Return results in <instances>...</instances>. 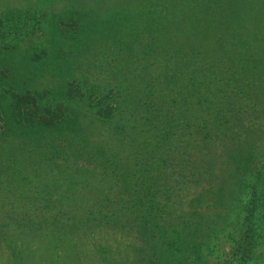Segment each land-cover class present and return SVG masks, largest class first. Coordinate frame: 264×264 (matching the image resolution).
Listing matches in <instances>:
<instances>
[{"label": "trees", "instance_id": "obj_1", "mask_svg": "<svg viewBox=\"0 0 264 264\" xmlns=\"http://www.w3.org/2000/svg\"><path fill=\"white\" fill-rule=\"evenodd\" d=\"M214 1H192L187 37L184 15H166V26L181 33L164 50L125 37L116 54L123 77L103 84L91 82V72L69 78L71 60L44 78L56 50L42 16L27 28L31 17L22 10L0 15V225L20 224L10 221L11 212L137 223L162 258L166 247L198 246L194 225L202 222L194 206L221 203L206 213L207 230L230 240L220 264H251L264 241V155L257 153L260 142L241 137L235 120L259 111L250 61L263 60L240 53L243 35L223 41ZM36 32L46 47L23 43ZM71 34L65 30L62 38ZM55 55L70 57L68 48ZM175 201L191 210L174 226L165 217ZM128 210L136 214L127 223Z\"/></svg>", "mask_w": 264, "mask_h": 264}, {"label": "rangeland", "instance_id": "obj_2", "mask_svg": "<svg viewBox=\"0 0 264 264\" xmlns=\"http://www.w3.org/2000/svg\"><path fill=\"white\" fill-rule=\"evenodd\" d=\"M192 1L0 0V15L22 10L31 17L25 23L27 28L34 24L38 16H42V27H46L49 34L48 44H52L51 46L56 50L53 54L51 53L53 49H49L53 55L48 58L50 64H47L44 78L52 79L54 73H58L59 67L65 68L64 65L66 66L68 60H71L73 65L67 67L69 78L74 76L76 80L83 78L84 75H90L91 72L97 80L90 78V81L103 84L107 79L116 81L115 78L123 77L122 57L116 54L125 37L134 36L141 41L151 40L149 43L153 50L151 52L166 49L164 43L167 41H173L172 45H175L181 31L164 23L165 16L171 14H176L177 18L181 14L184 15V23L187 27L182 33L187 37L188 26L194 23L189 14ZM214 5L216 7L213 11L214 16L220 22L223 19L227 23L219 22L223 41L230 45L233 36L235 38L243 35L246 45L240 53L256 54L258 60H263V63L250 61L256 69L254 77L258 84L257 93L253 89L256 94H252L253 98H251L259 111L246 113L235 120L243 127L239 131L241 137L260 142L257 153L262 156L264 155V0H215ZM200 15H202L200 18L204 19V13ZM65 30L73 35L64 40L62 35ZM147 31H152L155 36L152 37ZM32 42L42 45L45 39L41 38V33L36 32L32 40L30 38L23 40L24 44ZM67 48L69 58L55 55L58 52L64 53ZM258 49L263 51L258 52ZM139 56L142 57L143 54ZM241 64L245 65V61ZM241 64H237V73L240 72ZM245 88L248 90V86ZM185 198L183 196V199ZM10 200L5 198L6 207L10 205ZM219 204L216 207L204 204L193 207L196 210L200 209L201 212L193 214L202 222L199 226L194 225L197 229L198 246H189V249L183 248L181 251L175 250L174 246L166 247L162 258L159 257V252L153 255L147 244L149 242L144 240L137 230V223L120 226L112 224L113 219L100 221L92 217L78 216L73 218L64 216L63 221L53 218L43 220L39 216L11 212L13 217H10V221H19L20 224L0 225V264H220L229 256L230 240L224 232H218V229L211 232L207 230L206 215L207 212L215 213L220 209L222 206ZM170 209L165 219L174 226L188 219V211L191 210L186 202L183 204L177 201L172 203ZM128 211L125 217L128 218L127 223L132 221L136 214L135 211ZM95 221L100 225L95 224ZM251 264H264V241L255 249Z\"/></svg>", "mask_w": 264, "mask_h": 264}]
</instances>
